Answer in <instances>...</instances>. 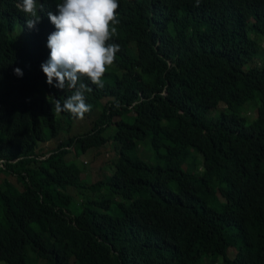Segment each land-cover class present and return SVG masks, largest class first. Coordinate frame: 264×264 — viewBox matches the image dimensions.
Returning <instances> with one entry per match:
<instances>
[{"label": "trees", "instance_id": "1", "mask_svg": "<svg viewBox=\"0 0 264 264\" xmlns=\"http://www.w3.org/2000/svg\"><path fill=\"white\" fill-rule=\"evenodd\" d=\"M2 173L0 264H264V0H0Z\"/></svg>", "mask_w": 264, "mask_h": 264}, {"label": "rangeland", "instance_id": "2", "mask_svg": "<svg viewBox=\"0 0 264 264\" xmlns=\"http://www.w3.org/2000/svg\"><path fill=\"white\" fill-rule=\"evenodd\" d=\"M63 92V91H61ZM106 101H102L99 105V108H101ZM100 110L95 111L92 114V117L85 119L83 121H74V125L71 128V131L69 132L68 125L64 124L62 127V133L58 139H54L49 141L46 144L42 145V150L45 152H51L54 151L61 143V141L69 136H74L79 133L88 132L92 129V125L94 123V120L97 118L98 113ZM251 113H249L250 115ZM251 120H254L256 118V115L250 116ZM111 130H109L108 136L110 135ZM113 133V132H111ZM64 141V140H63ZM134 156L139 157L140 159L148 162V163H154L157 164V155L155 151L152 149L149 140L144 142L134 153ZM118 160V153L115 150V147L111 142L106 144L105 146L98 148V149H92L85 155H77L76 151L71 148L68 156L66 157V161L69 163H76L81 168H83V174L81 176V179H83L87 185H93L97 182H99L102 179H105L106 176L110 175L113 172V164ZM201 160V158H199ZM201 168V165H199ZM9 179V182L12 181V179L7 174H0V182L4 181L5 179ZM11 179V180H10ZM67 193L71 194L73 196V203L70 207L72 212L77 213V208L79 206V203H82L84 200V195L81 194L77 189L75 188H68ZM87 193V192H86ZM100 200V199H99ZM2 206V205H1ZM3 209L2 207H0ZM230 257L235 256L234 251H230Z\"/></svg>", "mask_w": 264, "mask_h": 264}, {"label": "built area", "instance_id": "3", "mask_svg": "<svg viewBox=\"0 0 264 264\" xmlns=\"http://www.w3.org/2000/svg\"><path fill=\"white\" fill-rule=\"evenodd\" d=\"M4 162L2 161L1 164H3Z\"/></svg>", "mask_w": 264, "mask_h": 264}]
</instances>
